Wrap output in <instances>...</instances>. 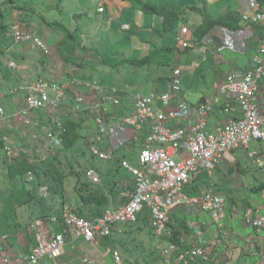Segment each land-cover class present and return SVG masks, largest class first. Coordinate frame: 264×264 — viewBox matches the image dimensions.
Segmentation results:
<instances>
[{
	"label": "crops",
	"instance_id": "crops-1",
	"mask_svg": "<svg viewBox=\"0 0 264 264\" xmlns=\"http://www.w3.org/2000/svg\"><path fill=\"white\" fill-rule=\"evenodd\" d=\"M133 1L134 2H132V0H4L2 3L0 0V3L3 4V9H0V17L4 19V21L0 19V22L6 26L5 30L0 27V46L4 48L3 53L5 55L9 54L10 56L6 61V68L10 71V76L13 78V83L8 86L6 89L7 91L0 92V102L4 103V100L7 102L6 106L0 105V134L5 133L11 138L13 143L17 144V146L19 145V148L24 150L23 156L30 157V154H33L38 149L31 152L26 148L25 144L24 146L18 144L26 141V138L21 137L19 134L24 124L19 120L18 114H23V117L31 122L28 131L34 130L41 135L52 127L51 120L60 115V113L55 111L52 113L54 114L52 117L50 116L51 113L46 111V109H41L35 113L26 111L24 102L26 86L36 78L57 80L58 83L61 84L69 82L71 78L85 81L93 80V76H91V71H89L88 67L105 64L98 53V48L100 45L102 46L103 43H112V41H109L110 39L115 40L117 38L118 41L125 42L129 45L130 54H133L134 47L138 45H149L148 48L146 47V49L140 53L141 56L149 53L152 55L154 54L153 52H170L174 47V54L172 55L174 58L173 65H175V67L171 69L177 68L176 78L180 74L199 75L200 77L210 74L212 76V86L214 89H212L211 95L203 94L198 96L195 101L189 102L185 99L184 94L178 91V98L187 102L191 108L185 119L177 118L167 125L183 126L187 128L190 124H194L197 120L195 108L198 104L205 99L212 101L214 98H216L218 102L212 106L211 112L206 117L205 130L208 133L222 128L229 119H238L241 117L237 108L233 107L226 112L224 111L227 100L219 94L217 90L218 84L223 81L232 70L251 69L252 57L256 53L259 39L263 34L262 32H264V23L258 25L252 22L253 28L248 33L249 41H247V45L241 42V55L231 54L226 51H218L215 53L212 43H209V37L205 36L203 37V41H201L193 34H195L194 32L200 24L214 22L215 26L210 30V34L216 36L219 29L217 25L221 24L219 22L221 20L224 25H220V27H231V29L239 32L243 37L246 34L244 31V24L251 23L253 16L257 12L264 15V0H259L260 2L257 0ZM145 4L164 8L168 12L176 14L177 17L175 20L177 22H174V20L169 26L170 29H166L163 24V18L157 14L146 12L143 9V5ZM99 8H102V11H98ZM4 13L6 17H3ZM12 17H15V19L17 18V21L26 28V30L31 32L45 44L44 51L33 48L30 44L24 42L13 44L7 30V26L12 20ZM178 23H181L185 32L195 36L194 42L185 50L180 49L181 42L176 39L174 35L175 26L177 27ZM124 25L127 26V29L122 28ZM153 49L154 51H152ZM69 56L73 60L69 59ZM129 58L131 59L129 63L133 61L132 63L134 64V62L137 61L133 57ZM204 58L205 60L203 61ZM8 61H14L15 66L9 68L7 66ZM14 87L17 88V92L9 93L12 88L15 89ZM72 87L74 92L77 90L80 92H88L87 88L81 86L72 85ZM129 88L130 87H128V89ZM127 91L128 90L120 95L121 99L117 112L115 111L116 113L111 112L107 114V118L111 120L112 123H119V119L130 113V94L132 93ZM152 94L156 93L152 92L150 95ZM71 100L70 98V101ZM88 101H90L89 97H87L86 102L83 104L82 110L90 108L91 104L88 106ZM255 101L264 113V76L259 80V89ZM64 102L65 101H63V103ZM44 115L45 117L42 118ZM104 135H106V133ZM140 141L143 144V135ZM104 143L107 145L105 141ZM230 152L225 154L222 161L224 164L221 165V167H217L213 172L205 174L203 171H199L194 174V177L198 174H205L199 178V184L203 187L202 191L212 190L221 195L224 200L227 198V200L230 201L229 211H226V218L222 221L219 231H215L214 225L210 224L206 216L207 224L201 227L202 231L199 235L204 241L209 260L207 262H201L198 259H192L194 264H264V231L245 227L242 223L245 211L253 215L264 214V199L260 195L261 189H258V187L264 183V175L260 172L263 178L257 179L253 172H249L248 168L244 167L240 160L234 157ZM128 159L131 160V155L128 156ZM231 162H235L237 166L240 167L241 172L229 173L236 174L237 177L240 178V181L242 177H245L249 182L247 196L235 203L230 199L232 197L226 193L230 188V181L226 178L225 172H221V170L226 167V164L231 165ZM245 187L246 186H244V188ZM108 198V205H120L114 203L110 196H108ZM54 201L55 199H52L48 203L52 204ZM52 209H56L55 204ZM171 217L174 218L176 222L174 233L178 232L179 234L192 235L191 230L185 223L187 217L182 208L174 209L171 212ZM140 222H142V220H139V222L136 223L137 225L135 224L137 234L142 232ZM142 223L146 222L143 221ZM146 225H148L150 229L149 220H147ZM184 225L187 227L186 231L183 230ZM125 235L127 236L124 226H119L117 224L110 236L111 243L117 238H124ZM167 239L168 244L165 247L172 244L175 245L169 237H167ZM75 241L77 240L69 241L67 245H70V247L65 245L67 248L66 250L75 247ZM82 241L94 248L99 244L96 239L95 242L92 243L81 239V242ZM25 243L27 245H25L27 247V252H31L33 245L30 244L29 241ZM146 243L147 238L145 245ZM107 250L108 249H106V253H108ZM64 251L63 248V253ZM182 251L183 248L177 247L175 255H179ZM160 252L161 251L158 252L156 258L153 256L154 254L152 251L147 250L146 258H144L147 262L144 261L143 264H152L154 261L158 260ZM19 253L18 250L15 253L13 250H10L9 247L8 254L10 264H21L20 262L24 254ZM104 255L105 254H101V256ZM88 256L93 259L92 256ZM75 258L77 257L75 256L74 259ZM93 260H90V264L96 262ZM40 262V264H52V262L46 260ZM53 262L55 264H76L75 260H72V262L66 261L58 263L54 260Z\"/></svg>",
	"mask_w": 264,
	"mask_h": 264
},
{
	"label": "built area",
	"instance_id": "built-area-1",
	"mask_svg": "<svg viewBox=\"0 0 264 264\" xmlns=\"http://www.w3.org/2000/svg\"><path fill=\"white\" fill-rule=\"evenodd\" d=\"M101 11V9H99ZM247 21V20H246ZM249 22V21H247ZM178 40L185 39V29L178 23ZM218 38L210 35V41L227 47H236L241 51V34L220 27ZM10 34L14 42H24L32 47L43 48L40 39L30 32L21 29L15 22L10 26ZM182 41V40H181ZM183 42V41H182ZM182 46L183 43H182ZM227 49V48H226ZM251 69L238 70L230 74L227 79L218 85L219 94L226 102L224 111L237 108L241 114L238 119H231L220 129L214 132L205 130L206 117L218 100H204L195 108L197 120L187 128L183 126L167 125L172 120L185 119L190 111V105L178 98L177 91L172 90L161 94L142 96L139 94L130 97V113L121 122L111 124L107 114L119 109V96L125 90L116 87H100L96 82L85 83L91 93H98L91 103V109L96 113L95 124L101 132L107 134L108 144L105 150L98 148L101 136L95 135L89 139L90 153L99 159H107L112 151L126 141L138 140L143 135V145L138 154V166L133 167L126 161L121 165L133 177V186L128 190L125 202L118 206L108 205L99 215L84 217L75 213V205L60 203L56 199L57 210L35 219L31 225L35 229L34 245L31 252L22 256L21 264H40L46 260L52 262L62 253L65 245L72 240L83 239L95 242L101 237H110L117 224L137 223L147 210L149 212V226L153 234L171 237L176 229V222L171 212L176 208L184 211L187 227L192 235L179 234V244L170 245L160 252L158 260L152 264H194L192 259L201 262L209 260L201 233V227L207 224L206 216L215 231H219L222 221L226 218L224 199L212 190H205L196 196L184 193V187L190 183L194 174L200 170L212 172L222 164L226 153L237 149H245V155L264 175V113L256 103L257 82L264 75V41L259 48V55L254 59ZM13 66V62H8ZM53 91V98L47 94V85L38 81L30 86L27 96V108L35 111L42 107L55 109L66 99L62 86L48 85ZM75 107L84 102V96L76 94L73 98ZM1 111V110H0ZM103 116V117H100ZM24 124H31L23 116L19 118ZM107 121V122H106ZM21 137L37 142L38 134L32 130H22ZM2 151L8 158L18 157L24 153L7 137L2 138ZM42 152L46 147L57 148L60 139L57 135L48 133L41 138ZM117 142V146H116ZM252 142L259 147L249 149ZM87 179L96 184L99 174L94 170L86 172ZM33 172H26L24 183L34 181ZM39 194L46 198L47 187L39 188ZM264 199V189L261 191ZM245 227L264 231V214L253 215L245 211L242 218ZM177 247L183 248L182 253L175 255ZM114 264H123L116 250H107ZM9 243L7 235H0V264H10ZM84 263L90 264L88 255L84 254Z\"/></svg>",
	"mask_w": 264,
	"mask_h": 264
},
{
	"label": "rangeland",
	"instance_id": "rangeland-1",
	"mask_svg": "<svg viewBox=\"0 0 264 264\" xmlns=\"http://www.w3.org/2000/svg\"><path fill=\"white\" fill-rule=\"evenodd\" d=\"M2 1L4 0H1V2ZM132 2L134 1L132 0ZM2 3H0L1 10L3 9ZM3 17H6L5 13L3 14ZM0 19L4 21L2 17H0ZM220 25L217 26H219L220 28ZM228 28L232 31H235L234 29H231V27ZM174 32L176 39H178L176 35L177 34L176 26ZM219 32H221L220 29H218V33ZM207 34H208L207 37L212 35L210 34V32ZM183 35H185L186 38L181 39L183 42L179 40L181 42L180 49L185 50L186 48H189L191 44L194 42L195 36L190 35L188 32L185 31ZM215 38H218V34L215 36ZM199 40L203 41V38ZM109 41H112V43L111 42L109 44L103 43L102 46L100 45V47L98 48V53L100 54L102 60H104L105 64L88 67L89 71H91V76H93L92 78L93 81H95L100 85L111 86V87H119V86L127 85L130 87L127 92L132 94H139L142 96H149L152 92L156 94L166 93L172 90V87H174L177 92L179 91L180 93H183L185 99L189 102L195 101L198 96H201L203 94L211 95L212 89H214L212 86L213 78L210 74H206L203 77H200L199 75L180 74L176 78L177 68L171 69L172 67H175V65H173L174 58L172 55L174 54V47L170 52L167 51L153 52L154 54L152 55L151 53H149L141 56L140 53H142L146 49V47L148 48L149 45H138L137 47H134L133 54H130L131 53L130 46L127 45L125 42L118 41L117 38L115 40L110 39ZM182 43L184 46H182ZM209 43H212L215 53H217L218 51H222V52L226 51L231 54L241 55V51H239V48L233 46L227 47L226 46L227 43H223V45H220L219 42L213 43L209 41ZM3 51L4 48L0 46V92L5 91L8 88V86H10L13 83L12 82L13 78L10 76V71L7 70L6 68V61L10 56L9 54L5 55ZM152 51H154V49ZM129 57H133L135 60H137L136 62L144 61L148 59V57L151 58V60L146 61L144 65L140 66L137 65L136 63H134L136 64L134 65L132 63L133 61L130 62L131 63L130 64L129 61L131 59ZM204 60L205 58L203 59V61ZM238 70H244V69L232 70L225 77V79L221 81L218 85L224 82L230 74H233V72ZM261 78L263 77L261 76L258 79L257 82L258 84L256 89H259V80ZM86 81L90 82L92 80H86ZM12 90L13 88L10 90L9 93H11ZM67 95L68 96L64 103L63 102L59 103L56 109H46V111H49L51 113L50 116L52 117L54 116V114L52 113H54L55 111L60 113L59 117H55L54 119L51 120L52 127L49 128L48 131L51 132L53 131V124H55L56 126L60 125L61 127L62 125L61 121L67 119L74 120L75 123L79 124V127L77 129L79 138L76 141L74 147L71 148V150H68L66 152L61 151L63 149H60L61 148L60 146L59 148H55V150H52L47 153H44L41 150L40 153L39 149H41V146L43 145V141H41V138L44 135L38 134V132L37 134L39 136V139L37 142H32L29 139H25L26 141L18 143L21 146H24L25 144L26 148L31 152H34L35 149H38L33 154L31 153L30 157L22 155L25 158H30L29 160H31L30 161L31 165H34V168H36L38 163H43L49 158L52 159L53 158L52 155L60 149L57 152L59 155L56 156V159L52 160L56 164L55 165L56 168L54 170L55 172H52V176H57L58 173L56 172L60 171L61 169L65 168V170L62 173L63 176H61L62 181L57 183L58 185L57 188L52 187L51 184L48 183L43 184V186H46L48 190L47 198L43 199V197L38 193V190H36L35 192L36 195L34 196V199L28 205H24L17 210L16 221L20 226L18 228V231L15 232L16 234L14 237H10L7 235L9 237L8 243H10L9 245L10 250H13L15 253L17 252V250L20 252L19 254L28 253L26 247L27 245L25 243L26 241H29L30 244L34 245L33 236L35 233V229H33L31 225L38 213L37 210L39 207V205H37L39 202L38 200L40 199L43 205L45 204L44 205L45 209L49 204L48 202H50L52 199H55L54 203L56 204V198H59L60 203L62 202V200H64V202L67 204H74L75 182L77 179L80 182H83L84 178L88 180L86 177L87 171L95 170L99 174V181L96 184H93L88 180V182L91 184L92 189L95 190L99 189L105 193H108L107 190L113 188L112 193H108V196H110L113 202L117 204H121L126 200L127 198L126 194L129 193V191L127 190H131L133 186V182H134L133 177L128 173V171L125 168L122 167L121 162L126 161L133 167L138 166V160H137V156L139 153L138 150H140L141 146L143 145L140 141L141 135L140 136L138 135V140L136 141H132V140L126 141L125 143H122L121 145L116 147V149L113 150L110 158L108 157L107 159L102 160L99 159V157L98 158L94 157L90 153L87 146V139L90 136H95V135L98 136L101 133L99 129H97V126L95 124L94 113L90 108H86L85 110H78V111L75 110L74 106L72 105L73 101L72 100L70 101V98L73 97V94L71 92H68ZM222 97L224 96L222 95ZM205 100H209V99H205ZM90 104L91 102L88 101L87 105L89 106ZM0 105L6 106L7 105L6 100H4V103L0 102ZM116 112L114 111L113 113ZM44 117L45 115L42 118ZM122 120L123 117L119 119L120 122ZM109 121L111 124L117 123V122L112 123L111 120ZM57 130H59L58 126H57ZM100 136L102 143L98 144V148H101L102 145H106L104 141L107 143V136H105L103 133ZM116 146H117V142H116ZM254 147H259L258 143L252 142L249 146V149H252ZM230 153L234 157L238 158L241 164L244 167L248 168L249 172H253V174L257 177V179L263 178V176L260 173L261 171L258 170L255 166H253L250 159L247 156H245V149L237 148L232 150ZM39 155L41 156L43 155L44 157L41 158ZM130 155H131V160L128 159V156ZM10 162L11 160L5 159L2 151H0V211L3 205L2 199L5 198L9 193H15L16 192L15 190H17L20 186L25 185L23 184L22 179H16L12 181L6 179L7 173H6L5 164H8ZM231 163H232L231 165L226 164V167L223 170H221V172H225L226 178L229 179L230 181V188L226 191V193L230 197H232L230 199L234 201L233 203H235V202H239L241 199L247 196V192L249 190V186H248L249 182L246 180L245 177H242L240 181V178H238L236 174L229 173V172H239V170L235 169L237 164L235 162H231ZM223 164L224 163H222L221 165ZM221 165L218 167H221ZM118 166L120 167V169ZM69 167L71 169L73 168V170L76 171L74 172L75 175L66 172ZM47 175L49 178L51 177L50 172H48ZM26 186L30 188L31 183ZM244 186L246 187L244 188ZM261 191L262 189L260 190V195H261ZM223 201H224L225 211L228 212L230 208L229 206L230 201L227 200V198ZM59 204L57 203L56 205L60 206ZM50 210L47 209L46 211L49 213ZM56 210L57 208L55 210H52L51 212ZM142 222H140L141 225L140 227L142 230L140 234L139 233L137 234L136 223L118 224L119 226H124V228L126 229L127 236L125 235L124 238L123 237L117 238L113 243H110L109 245L101 244L102 242L98 238L96 239V241L99 244L96 246V248L89 246L88 243H85L83 241L81 242V239H77V241H75V247L71 248L70 250H66L67 249L66 246L70 247V245L66 244V246L64 247L65 250L64 253H62L61 256H59L55 260V262L57 263L66 262V261L72 262V260H75L76 264H86L81 260H83V256H84L83 254L87 253L88 255L92 256L94 259L93 260L91 257L88 256L89 261L90 260L96 261L95 263L92 264H114L110 260L111 259L110 255L106 253V249L116 250L121 257L120 260H122L123 264H143L144 261L147 262V260L144 259L146 258L147 250L152 251V253L154 254L153 256L157 258L158 252L163 250L164 249L163 247H165L168 244V239L166 236H159L153 234L151 230L148 228V225ZM145 237L147 238L146 245H145V241H146ZM101 254H105V255L101 256ZM75 256L77 258L74 259Z\"/></svg>",
	"mask_w": 264,
	"mask_h": 264
},
{
	"label": "trees",
	"instance_id": "trees-1",
	"mask_svg": "<svg viewBox=\"0 0 264 264\" xmlns=\"http://www.w3.org/2000/svg\"><path fill=\"white\" fill-rule=\"evenodd\" d=\"M257 1H259V0H257ZM143 9L146 12L157 14V15L161 16L163 18V24H164L166 29L167 28L170 29L169 26L173 23V21L177 17L176 14L170 13L164 8L155 7V6H151L148 4L143 5ZM174 22H177V21L175 20ZM219 22L221 23V25H224V23L221 22V20ZM214 26H215L214 22H208L206 24L202 23L198 26V28L194 32L195 34H193V35H196V37L198 39H201L205 36H208L207 33H209L210 30ZM0 27L3 30L6 29L5 24H3L2 22H0ZM149 57H148V59H146L144 61L134 62V63L142 66V65H144V63L146 61L151 60V58H149ZM69 59H72V58H70V56H69ZM61 122H62L61 123L62 124L61 129L57 130V126L55 124H53V131L52 132L56 133L57 136L60 138V141H61V148L60 149H63L61 151L66 152L68 150H71V148L74 147L76 141L79 138V134L77 132L79 124L75 123L74 120H68V119L61 121ZM142 135H144L143 132H142L141 136ZM0 148H2L1 142H0ZM58 151H56L52 155L53 156L52 159H50V158H49L50 160L47 159L46 161L43 162V164L38 163L36 168H34V165H31V162L28 161L23 156L13 157L11 159L10 163L5 164L6 173H7V175H6L7 180L12 181V180H16V179H22V181H23V177H24L25 173L28 172L29 170H32L33 172H35V180H34V182H32L33 184L31 183L30 188L27 187L23 181V184H25V185L20 186L17 190H15L16 191L15 193H9L5 198L2 199L3 205H2V208L0 211V235L5 234V235H8L10 237H14L16 234L15 232L18 231V228L20 226L18 224V222L16 221L17 210L24 205H28L34 199V196L36 195L35 194L36 190H38L39 187L43 186V184L48 183V184H51L52 187L57 188V186H58L57 183L62 181L61 176H63L62 173L65 170V168L56 172V173H58L57 176H52V172H55L54 170L56 168V166H55L56 164L52 160L56 159V156L59 155L57 153ZM57 165H60V164H57ZM119 169H120V167H119ZM235 169L239 170V172H241L239 166L236 165ZM230 171H231V169H230ZM48 172H50V174H51L50 178L47 175ZM66 172L69 174L75 175L74 172H76V171L73 170V168L71 169L69 167ZM107 172H109V171H107ZM204 173L207 174L206 172H204ZM205 174H202V175H205ZM202 175L198 174L196 177H193V179L191 180L190 183L185 185L184 193L186 195L196 196L202 191L203 187L201 184H199V178ZM263 188H264V183L258 187V189H263ZM112 190H113V188H110L107 191H108V193H112ZM74 192H75V196H74L75 203L73 205H75V213L77 215H80V216L90 217V216H94V215H99L101 213V210L105 206H107L109 203L108 193H105L99 189H96V190L92 189L91 184L85 178H84L83 182H80L78 179L76 180L75 185H74ZM38 201L39 202L37 205H39V207L37 209L38 213H37V216L35 217V219L44 218V216L47 217V215L50 214L51 211L53 210L52 209L53 206L48 204L46 209H45V206H44L45 204L43 205V203L40 199ZM62 203L63 204L65 203L64 200H62ZM65 204H67V203H65ZM47 209H49V210L51 209L49 211V213L46 211ZM148 218H149V212L146 210L143 213V216L140 220L145 221L147 223ZM253 229H255V228H253ZM183 230L184 231L187 230V227L185 225H184ZM170 239L174 242L175 245L179 244V233L178 232L173 233L172 236L170 237ZM100 240H101L103 245H109L111 243V237H101Z\"/></svg>",
	"mask_w": 264,
	"mask_h": 264
},
{
	"label": "bare ground",
	"instance_id": "bare-ground-1",
	"mask_svg": "<svg viewBox=\"0 0 264 264\" xmlns=\"http://www.w3.org/2000/svg\"><path fill=\"white\" fill-rule=\"evenodd\" d=\"M99 9H101V11H102V8H99ZM98 9V11H100ZM16 23V24H18V26L21 28V29H23V30H25V31H28V30H26V28H24L18 21H17V18L15 19V17H12V20L10 21V23H9V25L7 26V30H8V32H9V35H10V37H11V40H12V42H13V44H17V43H20V42H14L13 41V39H12V36H11V32H10V26L12 25V23ZM252 22H254V23H257L258 25H262L263 23H264V15L262 14V13H260V12H257L254 16H253V18H252V21H251V23H247V24H244V31H245V36H241L242 38H241V42L244 44V45H247V41H249V36H248V33L252 30V28H253V24H252ZM123 29H127V26L126 25H124L123 27H122ZM29 32V31H28ZM31 33V32H30ZM263 34H262V36L260 37V39H259V42H258V45H257V49H256V53H255V55L252 57V66H251V68H253V66H254V64H255V62H254V59L259 55V48H260V46H261V44H262V42L264 41V32H262ZM32 34V33H31ZM33 35V34H32ZM34 36V35H33ZM38 39V38H37ZM41 41V40H40ZM42 42V41H41ZM42 44H43V48H38V47H33V48H36V49H38V50H40V51H44L45 50V44L42 42ZM8 62H13V61H8ZM8 62H7V66L9 67V68H11V67H14L15 66V64L13 65V66H9L8 65ZM14 63V62H13ZM38 81H43L46 85H47V94L49 95V97L50 98H53V91H52V89L50 88V86L48 87V85H51V84H56L57 86H62L63 87V89H64V91H65V95H66V98H67V93L68 92H71L72 94H73V97L71 98L72 100H73V98L75 97V95L76 94H79V95H83L84 96V102L82 103V104H80L79 106H78V108H76L75 107V104H74V101H73V106H74V109L75 110H82V107H83V104L86 102V99H87V97H89V100H90V102L92 103L93 102V98L94 97H96L97 95H98V93H95L94 94V92L93 93H91L90 92V90H89V88L87 87V86H85V83H91V82H94L93 80L92 81H90V82H87V81H85V80H81V79H76V78H71V80L69 81V82H67V83H63V84H61V83H57V80H45V79H43V78H36L34 81H32V82H30L27 86H26V94H25V98H24V102H25V110L26 111H28V112H37V111H39V110H45V109H51V108H49V107H42L41 106V108H39V109H37V110H35V111H32V110H29L28 108H27V101H26V99H27V96H28V94L30 93V86L32 85V84H34V83H36V82H38ZM72 85H74V86H81V87H84V88H87V90H88V92H80V91H76V92H74L73 91V87H72ZM98 86H100V87H104L103 85H100V84H97ZM106 87H111V86H106ZM128 87L129 86H127V85H123V86H121V87H116V88H120V89H122V90H128ZM15 92H17V88H15V89H13L12 90V92L11 93H15ZM131 96L132 95H136V94H130ZM130 96V97H131ZM120 96H119V104H120ZM66 100V99H65ZM64 100V101H65ZM58 106V105H57ZM90 108H91V106H90ZM56 109V108H55ZM1 110V109H0ZM92 110V109H91ZM92 112L94 113V116H95V120H96V113L94 112V110H92ZM0 114H1V111H0ZM128 115V114H127ZM126 115V116H127ZM22 116H24L23 114H18V117L20 118V117H22ZM126 116H124V117H126ZM100 117H103V116H100ZM123 117V118H124ZM107 122V121H106ZM21 123H23L22 121H21ZM24 124V123H23ZM29 126H31V124H24V127L22 128V130H24V129H26V130H28V127ZM58 126V129L60 130L61 129V127H60V125H57ZM21 130V131H22ZM21 131L19 132V134L21 133ZM32 131V130H31ZM47 132H43V135L45 136L46 134H48V133H51V134H54L53 132H51V131H48V130H46ZM36 132V131H35ZM143 132V131H142ZM37 133V132H36ZM144 133V132H143ZM39 134V133H38ZM54 135H57V134H54ZM21 136V135H20ZM105 136H107V134L105 135ZM3 137H7L8 139H10L11 140V138L10 137H8V135H6L5 133H3V134H0V142L2 143V145H3V141H2V138ZM90 137H92V136H90ZM88 138L87 139V146L89 145V139H91V138ZM26 139H28L27 137H26ZM60 139V138H59ZM12 141V140H11ZM13 142V141H12ZM100 143H102V140H101V142ZM123 143H125V142H123ZM107 144H108V136H107ZM61 146V141H60V145H59V147ZM107 145H103L100 149H102V150H105V148L104 147H106ZM59 147H57V148H59ZM88 148H89V146H88ZM116 149V148H115ZM114 149V150H115ZM3 149L1 148V150L0 151H2ZM40 150V149H39ZM45 152L44 153H47V152H50V151H52V150H55V148H51V147H46L45 148ZM140 150H141V148H140ZM140 150H139V153H140ZM113 152V151H112ZM2 153H3V155H4V157H5V159H7V160H11L12 158H8L6 155H5V153H4V151H2ZM40 153H41V150H40ZM138 153V154H139ZM51 155V154H50ZM111 155H112V153H111ZM110 155V156H111ZM20 156H22V155H20ZM41 158H43L44 156L42 155H39ZM110 156H109V158H110ZM137 160H138V156H137ZM95 171V170H94ZM200 171H203V170H200ZM28 172H33L32 170H29ZM96 172V171H95ZM199 172V171H198Z\"/></svg>",
	"mask_w": 264,
	"mask_h": 264
},
{
	"label": "clouds",
	"instance_id": "clouds-1",
	"mask_svg": "<svg viewBox=\"0 0 264 264\" xmlns=\"http://www.w3.org/2000/svg\"><path fill=\"white\" fill-rule=\"evenodd\" d=\"M28 161H29V159L30 158H26ZM33 174H34V172H33ZM35 176V175H34ZM34 180H35V178H34ZM23 181H24V177H23ZM26 184V183H25ZM26 185H28V184H26ZM42 187V186H41ZM46 187V186H45ZM40 188V187H39ZM38 193H39V189H38ZM47 198V197H46ZM44 199V198H43ZM56 199H59V198H56ZM125 202V201H124ZM54 204L55 203H52V204H50V205H52V206H54ZM110 205V204H109ZM112 205V204H111ZM108 206V205H107ZM106 207V206H105ZM35 220V219H34ZM139 222V221H138ZM5 235V234H4ZM8 237V236H7ZM9 238V237H8ZM9 240V239H8Z\"/></svg>",
	"mask_w": 264,
	"mask_h": 264
}]
</instances>
